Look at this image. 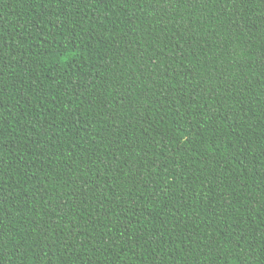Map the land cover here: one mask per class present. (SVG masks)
<instances>
[{
    "label": "trees",
    "instance_id": "1",
    "mask_svg": "<svg viewBox=\"0 0 264 264\" xmlns=\"http://www.w3.org/2000/svg\"><path fill=\"white\" fill-rule=\"evenodd\" d=\"M0 199V264H264V3L0 0Z\"/></svg>",
    "mask_w": 264,
    "mask_h": 264
},
{
    "label": "snow or ice",
    "instance_id": "2",
    "mask_svg": "<svg viewBox=\"0 0 264 264\" xmlns=\"http://www.w3.org/2000/svg\"><path fill=\"white\" fill-rule=\"evenodd\" d=\"M261 3H264V0H261ZM3 203V201H2V199H0V204H2ZM158 234V233H157ZM153 238H155V236L153 237ZM50 254V252L49 251H43V255H45V256H48ZM187 255H188V253H187V251H185L184 252V256H185V258H187ZM175 258V257H174ZM145 259H147V257H145Z\"/></svg>",
    "mask_w": 264,
    "mask_h": 264
}]
</instances>
